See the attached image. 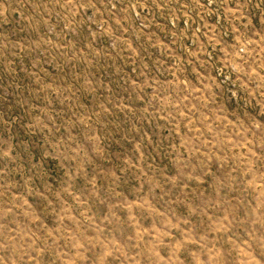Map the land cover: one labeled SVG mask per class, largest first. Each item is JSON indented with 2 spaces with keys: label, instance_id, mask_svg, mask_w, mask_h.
I'll use <instances>...</instances> for the list:
<instances>
[{
  "label": "rangeland",
  "instance_id": "374dc122",
  "mask_svg": "<svg viewBox=\"0 0 264 264\" xmlns=\"http://www.w3.org/2000/svg\"><path fill=\"white\" fill-rule=\"evenodd\" d=\"M0 264H264V0H0Z\"/></svg>",
  "mask_w": 264,
  "mask_h": 264
}]
</instances>
